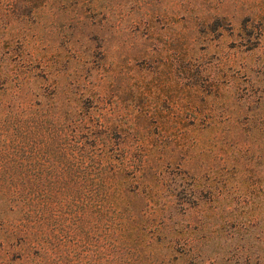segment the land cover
<instances>
[{
    "label": "rangeland",
    "instance_id": "374dc122",
    "mask_svg": "<svg viewBox=\"0 0 264 264\" xmlns=\"http://www.w3.org/2000/svg\"><path fill=\"white\" fill-rule=\"evenodd\" d=\"M4 3L39 78L0 92V264H264V0Z\"/></svg>",
    "mask_w": 264,
    "mask_h": 264
},
{
    "label": "trees",
    "instance_id": "16d2710c",
    "mask_svg": "<svg viewBox=\"0 0 264 264\" xmlns=\"http://www.w3.org/2000/svg\"><path fill=\"white\" fill-rule=\"evenodd\" d=\"M9 1L12 2L11 3L12 5H14L17 1H22L23 5H24V9L16 13V15L18 14L21 17L22 16H24V17L29 16V14L32 13V10L36 7V4H37L36 3L37 0H0V7H1L3 2L6 3ZM13 12H15V11H13ZM0 19H1V17H0ZM10 38L11 37H8L5 40L0 39V92H2V91L5 92L8 89V87H6V85H8L9 83H11V85L14 86L15 88H18V90H21L23 85H28V84L30 85L31 82H34L39 78V75L37 73H32V72H34L33 68H38L37 66L34 65L35 60H33V58H30L28 56L26 58L23 57V52H18L15 50L10 51V49L8 48V44L12 40V39L10 40ZM10 64L12 65V67L10 69L11 72L7 71V69H6V67H8V65H10ZM38 64H39V62H38ZM24 68H26L28 70V73H25L26 75L25 74L21 75L19 73V71H16L17 69H24ZM13 69L15 71H13ZM16 92H18V91H16ZM14 97H15V99H17L15 95H14ZM30 104L31 103L30 102L27 103V101H18V103L16 105H17V107H19L20 111L24 112V109H26V107L29 106ZM31 108H33L32 105H30V107L24 113L36 115L35 113H33V111L29 110ZM159 119L160 118L151 117L149 115H141V116L133 117V120H135L136 122L139 121L142 123L144 129H147V127H149L152 123H155V124L158 123ZM187 120H189V119H183V121H182V125H184L183 128H185L189 125H192V126L195 125L194 124L195 123L194 118H191L190 121H188V122H187ZM88 121H91V119L90 118L87 119V124L90 123ZM180 124H181V122H180ZM96 126H98V123L96 124ZM99 126H100V124H99ZM96 133H97V131H93V129L91 130L90 127H89L88 131H86L85 133L76 132L77 135L83 134L84 139L92 138L94 141L101 140V146H103V147L106 146L105 141L106 140L109 141V139L111 140V138H112L110 135V133H111L110 131L108 132L105 130L104 132H102V133H105L103 136L96 135ZM121 135L122 134H119V137ZM104 138H106V139L103 141ZM162 138H163L162 132L156 133L155 136L147 133L145 138L141 139V140L148 142L149 139H152L153 141H155V144H157V143H162V141H163ZM81 143H82V141H81ZM125 153L126 152L123 151L122 155H125ZM98 165H99V169H101V170L106 169V165H104V163L99 162ZM123 166L127 167L128 165L126 163H124ZM121 170H122V167H120V168L114 167L113 173L111 174V176L108 177V180H106V181L108 183H110L111 185L114 184V182L117 181L115 178L117 175H119ZM96 180H103V179L100 177H97V178L85 177L82 180V182H84L88 186L90 184H95L93 182ZM89 191L91 193V190H89ZM99 197L100 196H98L97 200H99ZM105 198H107V200H111V198L108 197V195H105ZM89 199H90V197H89ZM102 200H101V202H102ZM174 200H175L174 203L175 204L178 203L179 206H182V203L186 201L179 196L176 197ZM186 203H188V201H186ZM120 205L121 206L123 205L122 199L120 197L115 198L114 200L110 201L109 205H108L110 210H112V212H110L106 208L107 207L106 205L100 206L101 211H98V212L99 213L102 212V214L105 216H108L109 213H112V216H113L114 211L118 212V213H123V215H124L125 211H122ZM157 214L158 213H156V210H152V211H150V213H147V216H151V218L153 217V219H154V217H157ZM109 216H111V215H109ZM135 217H137V215H135ZM129 218H130V216H128V217L123 216V219H121L120 222L127 221V220H129ZM168 219L171 220L172 222L174 221L171 216H169ZM151 222H152V220H151ZM125 225H127V223H125ZM155 226L158 228L161 225L157 224ZM111 228L112 227L110 226L109 229H111ZM187 242L189 243L190 241L187 240ZM190 249L192 250V248L190 247V248H188V250L182 251L183 256H182L181 260L179 259L180 264H195L194 263L195 260L198 264H202V259H199V261H197V259H196L197 255H195V253H193V252H189ZM246 264H249V263L246 262ZM255 264H258V263H255Z\"/></svg>",
    "mask_w": 264,
    "mask_h": 264
}]
</instances>
